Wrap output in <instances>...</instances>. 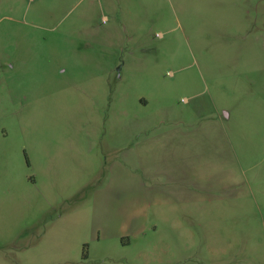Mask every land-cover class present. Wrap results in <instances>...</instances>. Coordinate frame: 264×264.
I'll return each instance as SVG.
<instances>
[{
	"label": "rangeland",
	"instance_id": "374dc122",
	"mask_svg": "<svg viewBox=\"0 0 264 264\" xmlns=\"http://www.w3.org/2000/svg\"><path fill=\"white\" fill-rule=\"evenodd\" d=\"M0 264H264V0H0Z\"/></svg>",
	"mask_w": 264,
	"mask_h": 264
}]
</instances>
